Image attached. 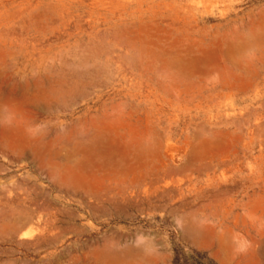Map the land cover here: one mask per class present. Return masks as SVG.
Instances as JSON below:
<instances>
[{"label":"rangeland","instance_id":"1","mask_svg":"<svg viewBox=\"0 0 264 264\" xmlns=\"http://www.w3.org/2000/svg\"><path fill=\"white\" fill-rule=\"evenodd\" d=\"M206 260L264 264V0H0V264Z\"/></svg>","mask_w":264,"mask_h":264},{"label":"bare ground","instance_id":"2","mask_svg":"<svg viewBox=\"0 0 264 264\" xmlns=\"http://www.w3.org/2000/svg\"><path fill=\"white\" fill-rule=\"evenodd\" d=\"M135 38H136V37H135ZM90 43H91V42H90ZM106 63H107V62H106ZM247 121H248V120H247ZM148 122H149V120H148ZM157 123H158V122H157ZM152 126H153V125H152ZM149 127H150V126H149ZM154 127H155V126H154ZM157 127H158V124H157L156 128H157ZM149 129H150V128H149ZM152 129H153V128H152ZM156 130H157V129H156ZM98 131H99V130H98ZM146 131H147V129H146ZM150 131H151V130H150ZM154 131H155V130H154ZM159 131H160V130H159ZM164 131H165V130H164ZM146 133H147V132H146ZM98 134H99V133H98ZM101 135H102V134H101ZM101 135L99 136V138H101ZM96 136H97V134H96L95 137H93V138H96ZM162 136H163V134H162ZM160 137H161V136H160ZM102 138H103V137H102ZM152 138H153V137H152ZM155 139H158V137L155 138ZM104 140H105V139H104ZM107 140H108V139H107ZM152 140H153V139H152ZM137 141H138V140H137ZM31 142H33V139H32ZM34 142H35V140H34ZM105 142H106V141H105ZM108 142H109V141H108ZM123 142H125V141H122V144H123ZM131 142H132V141H131ZM89 143H90V141H89ZM109 143H111V142H109ZM109 143H108V144H109ZM125 143H126V142H125ZM129 143H130V142H129ZM158 143H159V142H158ZM127 144H128V143H127ZM138 144H140V143H138ZM144 144H145V143H144ZM151 144H153V143H151ZM160 144H161V142H160ZM115 145H116V144H115ZM120 145H121V144H120ZM140 145H141V144H140ZM126 146H127V145H126ZM83 147H84V146H83ZM139 147H140V146H139ZM110 148H111V147H110ZM110 148H109V150H110ZM117 148H118V147H117ZM140 148H141V147H140ZM32 150H33V149H32ZM111 150H112V148H111ZM128 150H129V149H128ZM131 150H132V149H131ZM142 150H143V149H141V152H142ZM147 150H148V148H147ZM158 150H159V149H158ZM112 151H113V150H112ZM118 151H119V153H120L121 150H118ZM135 151H136V150H133V152H135ZM155 151H156V150H155ZM92 152H94V151H92ZM92 152H91V154H92ZM110 152H111V151H110ZM114 152H115V151H114ZM136 152H137V151H136ZM139 152H140V151H139ZM152 152H154V151L152 150ZM104 153H105V152H104ZM104 153H103V156H102V157H104ZM106 153H108V151H106ZM116 153H118V152H116ZM121 153H122V152H121ZM130 153H132V152H130ZM37 154H38V153H37ZM108 154H109V153H108ZM111 154H112V153H111ZM111 154H110V156H111ZM137 154H138V153H137ZM148 154H149V153H148ZM100 155H101V153L99 154V156H100ZM141 155H142V154H141ZM143 155H144V151H143ZM149 155H150V154H149ZM87 157L89 158V156H87ZM102 157H101V158H102ZM106 157H108V156H106ZM144 157H145V155H144ZM91 158H92V157H91ZM91 158H90V161H91L94 157H93L92 159H91ZM109 158H110V157H109ZM105 159H107V158H105ZM84 160H85V159H84ZM90 161H89V162H90ZM82 162H83V161H82ZM85 162H86V160H85ZM83 163H84V162H83ZM85 165H86V164H85ZM81 168H82V167H81ZM153 168H154V167H153ZM170 170H171V168H170ZM171 172H172V171H171ZM156 173H157V172H156ZM167 173H168V170H167ZM163 176H164V175H163ZM163 176H161V177L164 179ZM166 176H167V175H166ZM166 176H165V177H166ZM165 180H166V179H165ZM143 182H144V181H143ZM148 182H149V181H148ZM151 183H153V182H151ZM151 183H150V184H151ZM158 183H159V182H158ZM167 184H168V183H167ZM155 185H156V183H155ZM158 185L160 186L161 184H158ZM159 186H158V187H159ZM158 187H157V189H158ZM167 189L171 192V189H172V188H171V189L167 188ZM226 191H227V190H226ZM156 192H158V191H156ZM159 192H161V191H159ZM140 204H141V203H140ZM133 205H134V204H133ZM141 209H142V208H141ZM21 214H22V213H21ZM39 216H40V215H39ZM22 218H23V217H22ZM25 218H26V217H25ZM20 219H21V217H20ZM20 219H19V220H20ZM14 220H15V219H14ZM19 220H18V221H19ZM28 220H30V219L28 218ZM40 221H41V220H40ZM26 222H27V221H25V223H26ZM19 223H20V222H19ZM32 224H33V223H32ZM16 225H17V224H16ZM25 225H26V224H25ZM30 225H31V224H30ZM27 226H28V223H27ZM20 227H21V226H20ZM13 228H15V227H13ZM211 228H212V227H211ZM11 232H13V231H12V228H11ZM11 232H10V233H11ZM12 234H13V233H12ZM17 235H18V234H17ZM17 237H18V236H16V238H17ZM24 237H25V236H23L22 238H24ZM19 238H20V237H19ZM22 238H21V239H22ZM27 238H28V237H27ZM37 239H38V238H37ZM223 241H224V240H223ZM47 242H48V241H47ZM27 244H28V243H27ZM100 251H101V250H100ZM99 253H100V252H98V254H99ZM100 254H101V253H100ZM102 254H103V252H102ZM102 254H101V255H102ZM106 254H107V253H106ZM85 256L87 257V255H85ZM94 256H95V254H94ZM105 258H106V259L109 258V260H110V258L114 259V257H108V256H105ZM84 259H85V257H84ZM84 259H83V260H84ZM88 261H89V260H88Z\"/></svg>","mask_w":264,"mask_h":264},{"label":"trees","instance_id":"3","mask_svg":"<svg viewBox=\"0 0 264 264\" xmlns=\"http://www.w3.org/2000/svg\"><path fill=\"white\" fill-rule=\"evenodd\" d=\"M200 264H213V263H211L209 260L207 261H205L204 263H200Z\"/></svg>","mask_w":264,"mask_h":264}]
</instances>
